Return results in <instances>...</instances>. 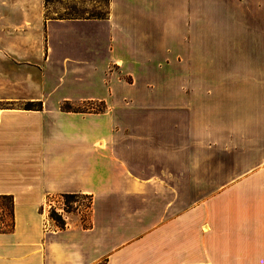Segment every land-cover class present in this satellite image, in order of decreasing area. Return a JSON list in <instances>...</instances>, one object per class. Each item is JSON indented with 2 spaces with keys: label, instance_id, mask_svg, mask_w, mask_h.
Listing matches in <instances>:
<instances>
[{
  "label": "crops",
  "instance_id": "obj_1",
  "mask_svg": "<svg viewBox=\"0 0 264 264\" xmlns=\"http://www.w3.org/2000/svg\"><path fill=\"white\" fill-rule=\"evenodd\" d=\"M0 8V100L40 103L0 108V264H264V0ZM63 195L87 225L45 232Z\"/></svg>",
  "mask_w": 264,
  "mask_h": 264
},
{
  "label": "rangeland",
  "instance_id": "obj_2",
  "mask_svg": "<svg viewBox=\"0 0 264 264\" xmlns=\"http://www.w3.org/2000/svg\"><path fill=\"white\" fill-rule=\"evenodd\" d=\"M46 8V17L54 19H66L70 17H91L93 15H104L107 16L108 13V0H50L49 3L45 5ZM0 11L3 10L0 8ZM4 13V12H2ZM35 75V74H34ZM12 75L2 74L0 78L8 79ZM8 85L9 89H5V86ZM11 84L9 82H4L2 89L0 90L3 95L12 96L16 93L17 96H21L24 92L14 91L10 89ZM12 88V87H11ZM25 94V93H24ZM7 106H17L27 109H39L37 103H24L19 101H10L5 98L0 100V108H5ZM73 109L78 111L90 112L93 110H101V106L92 107L90 104H79L73 105ZM55 208H58L62 211V216H58L55 213L50 214V223L54 230L64 228L67 224H73L76 221L82 222L83 225L86 224L89 211L88 199L78 197L70 200V202L62 198H51ZM47 200V201H49ZM3 212L0 210V215Z\"/></svg>",
  "mask_w": 264,
  "mask_h": 264
},
{
  "label": "trees",
  "instance_id": "obj_3",
  "mask_svg": "<svg viewBox=\"0 0 264 264\" xmlns=\"http://www.w3.org/2000/svg\"><path fill=\"white\" fill-rule=\"evenodd\" d=\"M45 5L50 2V0H44ZM107 17V16H106ZM104 15H93L91 17H70L66 19H95L102 20L106 18ZM32 105V104H30ZM40 108V103H38ZM61 110L64 112H84L73 109V104L69 102H64L60 106ZM101 111V110H100ZM80 196L76 195H63L58 198H62L67 202L74 198H78ZM83 198V197H82ZM0 210L3 212L0 215V233L10 232L13 228V200L10 196H0Z\"/></svg>",
  "mask_w": 264,
  "mask_h": 264
},
{
  "label": "built area",
  "instance_id": "obj_4",
  "mask_svg": "<svg viewBox=\"0 0 264 264\" xmlns=\"http://www.w3.org/2000/svg\"><path fill=\"white\" fill-rule=\"evenodd\" d=\"M55 213L58 216H62V211L58 208H55L53 205V201L49 200L44 203L41 209L42 215V227L45 232H53L55 231L50 223V214ZM57 230V229H56Z\"/></svg>",
  "mask_w": 264,
  "mask_h": 264
}]
</instances>
